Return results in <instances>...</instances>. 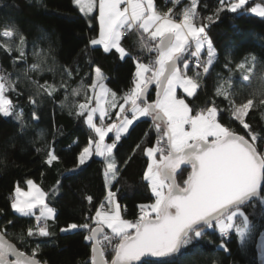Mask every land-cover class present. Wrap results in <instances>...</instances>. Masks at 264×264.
Wrapping results in <instances>:
<instances>
[{"label": "snow or ice", "instance_id": "snow-or-ice-1", "mask_svg": "<svg viewBox=\"0 0 264 264\" xmlns=\"http://www.w3.org/2000/svg\"><path fill=\"white\" fill-rule=\"evenodd\" d=\"M168 3L172 6L163 11L155 0H73L85 16L98 13L92 17L98 23V34L89 44L101 46L104 53L115 50L121 60L131 58L135 70L127 90L121 93L105 85L107 76L98 66L93 69L90 84L81 79L71 89L73 96L85 91V101L76 105L74 115L83 118L94 135L79 151L76 165L69 171L74 172L93 156L100 157L106 195L95 214L84 217V223H69L59 231L86 233L84 240L91 245L90 264H178L186 251L194 253L205 238L215 243L213 236L219 239L218 248L229 255L228 243L233 236L241 251L255 242L264 264V130L253 129L247 119L251 112L260 110L264 120V71L257 73V57L250 53L235 66L244 70L243 81H259V87L247 98L237 100L229 59L224 65L229 75L217 73L211 96L199 109L192 107L218 60L208 29L225 12L249 13L264 19V0H218V7L208 16H201L200 0H188L179 12L175 9L182 0H165V5ZM128 36L136 37L141 54L134 55L125 47ZM27 45V37L14 20L0 26V50L9 56L13 51L17 53L12 59L13 68L18 63L25 64L23 76L35 88L27 99L36 121L38 98L54 100L63 88L67 101L73 72L66 67L59 85L33 79L29 73L53 69L46 67L47 53L35 44V62L28 65ZM143 53L148 54L146 58ZM19 83V77L13 79L0 65V116L14 117L23 134L29 127L24 111L9 96L23 95ZM150 85H155L156 90L152 102L148 99ZM178 89L183 96L178 95ZM142 118L151 120L155 142L143 146L138 143L132 153L141 151L146 157L141 179L152 202L138 204L137 217L129 220L123 215L126 208L119 202V188L112 190L121 176V163L126 166L128 160L119 161L114 149ZM144 138L151 139L149 132L144 133ZM57 162L60 157L54 146H49L44 163L53 167ZM24 183L26 190L19 182L14 185L9 205L18 216L34 218L35 224L19 233L8 231L12 220L0 225V264H48L40 258L42 244L31 247L30 241L54 234L51 228L57 212L48 201L59 193L60 181L51 193L31 179ZM86 199L92 204V197ZM10 236L26 247H18Z\"/></svg>", "mask_w": 264, "mask_h": 264}, {"label": "trees", "instance_id": "trees-1", "mask_svg": "<svg viewBox=\"0 0 264 264\" xmlns=\"http://www.w3.org/2000/svg\"><path fill=\"white\" fill-rule=\"evenodd\" d=\"M155 2L163 11L172 6L171 3L165 5V0ZM187 2L188 0H182L175 11L179 12ZM217 7L218 0H200L198 10L201 16H208ZM95 15L96 12L91 16L82 14L73 4V0H0V26L6 20H14L27 37V64L35 62L32 55L34 44L47 53L46 67L53 70L44 71L42 74L29 73V76L40 83L48 81L59 85L66 67L73 72L67 101L63 88L55 94L54 100L47 96L43 100L38 98L36 112L39 119L34 121L33 106L28 103L27 97L35 92V88L23 76L26 65L18 63L13 68L12 59L17 53L13 51L9 56L0 50V65L5 73H11L13 79L20 78L18 87L23 95L9 93V96L18 109H23L24 119L29 125L21 134L14 117L0 116V209L4 210L0 212V225L12 220L13 224L8 225V231L19 233L21 230L26 232L29 226L35 224L34 218L20 217L10 208L8 197L17 182L26 188L25 180L31 179L46 193H51L57 181H60L59 193L48 201L57 212L55 224L51 228L54 234L30 241L31 247H35L38 242L42 244L40 258L48 264H90L91 245L84 240L86 233L83 230L61 233L59 229L69 223H84V217L94 215L95 208L106 195L101 158L92 157L74 172L69 171L75 167L79 151L87 144L90 136L94 135L83 118L74 115L76 105L85 101V91L73 96L71 89L77 87L81 79L90 84L93 69L98 66L107 76L104 81L107 87L121 93L127 90L135 70L131 58L121 60L114 50L104 53L101 47L89 44L90 39L98 34V23L92 19ZM208 34L217 50L218 60L211 75L207 77L199 98L192 103L194 109L202 107L204 100L211 96L217 73H222L225 77L229 75L224 68L229 59L232 61L233 88L237 93V100L247 98L253 89L259 87V81L256 78L252 79L251 84L243 81L244 70L236 69V64L251 53L258 59L257 73L264 71V19L249 13L225 12L217 23L211 25ZM135 41V36L125 37V47L134 55L141 54ZM142 55L146 58L148 54ZM148 99L149 102L155 100L154 88L149 92ZM70 111L73 115H69ZM247 119L253 129L264 130L260 110L251 112ZM151 123L150 119L143 118L135 122L130 129V135L124 137L117 149H114L119 161L128 160L126 166L121 163V176L112 190L119 188L118 199L121 206L126 208L124 217L129 220L136 218L138 204L152 202L151 193L141 179L146 157L141 151H137L135 155L132 153L138 143L143 146L145 143L155 142L156 133L154 130L150 131ZM145 132H149L150 140H145ZM49 146H54L60 157V162L53 167L44 163ZM37 148L41 151L38 152ZM89 196L92 197V204L86 199ZM49 223L52 224L51 221ZM258 238L257 235L256 240ZM9 239L17 243L18 247H26L15 241L13 236ZM212 239L215 243H208V238L202 240L194 253L191 250L186 251L179 258L178 264H213V261H219L220 264H259L255 242L245 251H241L233 236L228 243L231 249L229 255L218 248L217 237L213 236ZM31 247L27 248L29 253ZM107 258H111L110 253Z\"/></svg>", "mask_w": 264, "mask_h": 264}, {"label": "water", "instance_id": "water-1", "mask_svg": "<svg viewBox=\"0 0 264 264\" xmlns=\"http://www.w3.org/2000/svg\"><path fill=\"white\" fill-rule=\"evenodd\" d=\"M154 88V92H155V99H156V90H155V85H150L149 87V92ZM259 239V238H258ZM257 239V241H258ZM257 260L259 262V264H262V261H261V256H260V252L258 250V254H257Z\"/></svg>", "mask_w": 264, "mask_h": 264}, {"label": "rangeland", "instance_id": "rangeland-1", "mask_svg": "<svg viewBox=\"0 0 264 264\" xmlns=\"http://www.w3.org/2000/svg\"><path fill=\"white\" fill-rule=\"evenodd\" d=\"M95 75V73H93V76ZM105 83V82H104ZM106 85V84H105ZM107 86V85H106ZM179 90V89H178ZM177 90V91H178ZM181 92H182V90H180ZM182 94H183V92H182ZM110 136H111V134H109ZM106 142H111L108 138H106ZM93 157H95V158H100V157H96V156H93ZM26 190V189H25Z\"/></svg>", "mask_w": 264, "mask_h": 264}, {"label": "crops", "instance_id": "crops-1", "mask_svg": "<svg viewBox=\"0 0 264 264\" xmlns=\"http://www.w3.org/2000/svg\"><path fill=\"white\" fill-rule=\"evenodd\" d=\"M98 14V13H97ZM99 47H101V46H99ZM102 48V47H101ZM103 49V48H102ZM115 51V50H114ZM178 91H180V90H178ZM180 93H181V95L179 94V92H178V95H180V96H183L184 94H182V92L180 91ZM26 188H27V185H26ZM25 188V189H26Z\"/></svg>", "mask_w": 264, "mask_h": 264}, {"label": "built area", "instance_id": "built-area-1", "mask_svg": "<svg viewBox=\"0 0 264 264\" xmlns=\"http://www.w3.org/2000/svg\"><path fill=\"white\" fill-rule=\"evenodd\" d=\"M194 59V58H193ZM138 213L136 214V217H137Z\"/></svg>", "mask_w": 264, "mask_h": 264}]
</instances>
